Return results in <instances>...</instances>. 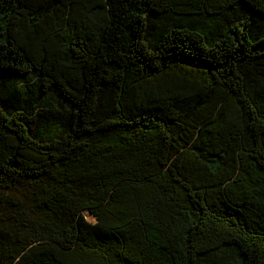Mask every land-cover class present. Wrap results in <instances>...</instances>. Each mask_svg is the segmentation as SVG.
I'll return each mask as SVG.
<instances>
[{"label":"trees","instance_id":"obj_1","mask_svg":"<svg viewBox=\"0 0 264 264\" xmlns=\"http://www.w3.org/2000/svg\"><path fill=\"white\" fill-rule=\"evenodd\" d=\"M0 264H264V0H0Z\"/></svg>","mask_w":264,"mask_h":264},{"label":"rangeland","instance_id":"obj_2","mask_svg":"<svg viewBox=\"0 0 264 264\" xmlns=\"http://www.w3.org/2000/svg\"><path fill=\"white\" fill-rule=\"evenodd\" d=\"M84 215L89 222L93 223L95 221L89 213L85 212Z\"/></svg>","mask_w":264,"mask_h":264}]
</instances>
